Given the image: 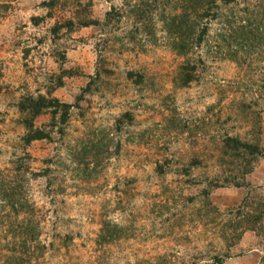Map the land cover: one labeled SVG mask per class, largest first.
Wrapping results in <instances>:
<instances>
[{"label": "rangeland", "instance_id": "rangeland-1", "mask_svg": "<svg viewBox=\"0 0 264 264\" xmlns=\"http://www.w3.org/2000/svg\"><path fill=\"white\" fill-rule=\"evenodd\" d=\"M49 1L0 0V264L14 256L20 264H264V49L240 63L226 58L222 25L212 21L209 43L192 57L197 79L177 88L187 58L158 18L173 2L151 0L153 42L136 33L130 13L141 0H59L53 9ZM218 4L240 19L264 0ZM79 13L101 23L54 34ZM63 69L71 75L53 96L71 105L68 121L52 139L26 145L20 103L48 95ZM100 132L112 155L97 174L79 177L71 152ZM227 137L261 149L244 177L249 158L227 155ZM106 220L124 230L102 245Z\"/></svg>", "mask_w": 264, "mask_h": 264}, {"label": "trees", "instance_id": "trees-1", "mask_svg": "<svg viewBox=\"0 0 264 264\" xmlns=\"http://www.w3.org/2000/svg\"><path fill=\"white\" fill-rule=\"evenodd\" d=\"M173 2L174 8L167 9L165 6L158 16L159 21L162 22L164 31L166 32L167 39L170 47L178 55L186 57L184 64L180 68V72L175 79V86L177 88H183L197 78L198 64L193 61V56L197 52V49L203 45L209 43L208 35L210 30V23L212 21H220L222 25L220 32L218 33V46L224 53L226 58H231L233 61L240 63L244 61V57L251 56L263 51L264 49V6L254 16L237 19L233 15L232 17L223 15L220 13V4L218 0H170ZM236 0H223L226 5H230ZM59 0H50L44 3L45 6L53 9ZM82 6V4H80ZM91 3H89L84 12L89 10ZM84 6H82L83 8ZM155 3L151 0H141L131 5V15L133 16L136 24V33L147 34L151 41H155L157 34L155 33L154 23V10ZM76 8L75 10H77ZM79 8L78 10H80ZM174 9V10H172ZM116 8H113L106 14V20H110ZM77 12V11H76ZM80 12V11H78ZM217 19V20H216ZM36 22L40 21V18L35 17ZM99 19L94 18L91 13L77 14L76 18H70L63 23H56L53 27L55 35L62 29H66L68 32H72L78 27H89L93 25H99ZM61 59H65L62 55ZM71 75L69 69H63L58 76L56 86L48 91V95L40 94L38 96H27L22 99L20 103V111L23 114V124L26 128V134L23 137V141L26 145H31L34 141L38 140H50L52 139L53 132L56 128L63 130V126L67 123L69 118V111L71 105L62 103L57 97L53 96V92L58 87H61L64 82V78ZM51 114V123L45 127H38L35 124V120L43 115ZM173 119L176 114V110L173 112ZM129 116V114H126ZM176 120L172 121V124ZM48 127V128H46ZM112 139L109 134L100 132L98 137L90 139L86 142H82L75 146L71 152L72 163L76 167L75 170L79 177L82 174H97L99 168L103 166L108 157H111V143ZM224 152L235 158L240 163L247 158V168L242 173V177L250 171L249 166L256 159V156L262 154L261 149L257 144H252L242 141L240 138L227 137L224 141ZM120 144L116 143V152L119 151ZM239 177V176H238ZM5 196L3 200L7 202L13 209H23V200L14 198V193L4 192ZM19 213V210H17ZM257 220V217L254 220ZM24 225H27L23 223ZM23 225V226H24ZM30 232V228L25 226L24 231ZM123 228L118 224L112 223L108 220L103 222L100 235V244H110L121 238L123 235ZM31 233V232H30ZM36 238V237H35ZM35 238H28L29 242L37 240ZM33 244V243H32ZM23 246L27 245V241L23 242ZM11 260V261H10ZM9 264H20V260L16 261V256L10 259ZM218 262H220L218 260Z\"/></svg>", "mask_w": 264, "mask_h": 264}]
</instances>
